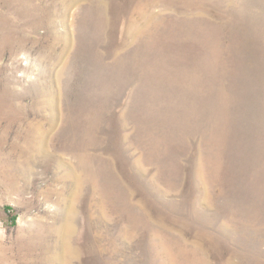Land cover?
<instances>
[{"label":"rangeland","instance_id":"obj_1","mask_svg":"<svg viewBox=\"0 0 264 264\" xmlns=\"http://www.w3.org/2000/svg\"><path fill=\"white\" fill-rule=\"evenodd\" d=\"M0 264H264V0H0Z\"/></svg>","mask_w":264,"mask_h":264},{"label":"built area","instance_id":"obj_2","mask_svg":"<svg viewBox=\"0 0 264 264\" xmlns=\"http://www.w3.org/2000/svg\"><path fill=\"white\" fill-rule=\"evenodd\" d=\"M1 225H2V222L0 221V227H1Z\"/></svg>","mask_w":264,"mask_h":264}]
</instances>
